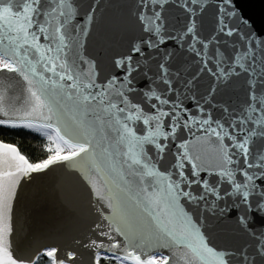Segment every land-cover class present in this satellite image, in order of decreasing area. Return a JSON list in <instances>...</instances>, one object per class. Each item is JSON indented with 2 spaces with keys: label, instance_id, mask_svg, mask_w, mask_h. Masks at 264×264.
Masks as SVG:
<instances>
[{
  "label": "snow or ice",
  "instance_id": "1",
  "mask_svg": "<svg viewBox=\"0 0 264 264\" xmlns=\"http://www.w3.org/2000/svg\"><path fill=\"white\" fill-rule=\"evenodd\" d=\"M97 16L99 42L106 49L127 37L133 24L139 30L127 54L113 57L114 74L104 82H98L97 61L81 54ZM237 17L242 27L233 25ZM81 64L91 70L80 71ZM5 72L23 79L28 97H18V106L8 109L0 96V126L47 129L55 133L44 134L56 146L48 147L51 155L43 162L30 163L16 147L0 142V264H38L39 256L14 254L9 239L21 180L69 162L93 180L97 199L105 200L95 174L108 168L106 175H121L109 166L112 133L125 148L129 175L139 179L146 195L129 208L120 195L124 187L111 178L118 191L107 197V207L118 225L113 231L128 247L111 232L100 231L107 245L102 239L83 245L92 264H169L170 257L154 250L174 245L190 250L199 264H233V257L239 264H264V147L255 146L264 141V26L256 29L234 0L216 5L207 0H108L106 6L92 0L83 15L77 0H0V73ZM205 76L211 78L207 86ZM204 87L207 92L200 95ZM238 87L245 98L237 108L220 109L219 117L200 103ZM193 125L214 138L215 171L195 162L199 157L190 154L186 141L176 143ZM170 143L177 152L173 170L165 172L153 153L162 160ZM202 171L215 176V182L202 178ZM209 197L214 212L234 219L249 238L239 251L210 245L204 222L181 203L200 208ZM149 248L152 254L145 250ZM58 252L56 247L45 250L46 264H77L76 252Z\"/></svg>",
  "mask_w": 264,
  "mask_h": 264
},
{
  "label": "water",
  "instance_id": "2",
  "mask_svg": "<svg viewBox=\"0 0 264 264\" xmlns=\"http://www.w3.org/2000/svg\"><path fill=\"white\" fill-rule=\"evenodd\" d=\"M77 2L80 4L81 15L92 4V0H77ZM218 2L219 0H207V3L212 5H216ZM234 2L241 15L255 25L256 29L264 26V0H234ZM97 3L106 6L108 0H97ZM100 12L106 14L105 8H101ZM211 19L209 14L206 21L210 22ZM238 19L239 17L232 23L234 26L242 27L236 23ZM101 31V19L100 16H97L92 32L85 39V46L81 49V54L85 59L97 61L98 82H104L106 78L114 74L113 57L121 53L127 54L131 41L139 36V30L133 24L127 37L106 49L99 42ZM247 31L248 29H244V33ZM42 43L47 44L48 41L42 40ZM79 70L84 72L91 69L87 65L81 64ZM210 82L211 78L205 76V86ZM206 92L207 87H204L200 90V95H204ZM0 96L4 98V107L11 109L14 105L18 106V97L23 99L28 97L25 82L17 74L0 73ZM244 98V89L238 87L235 90L229 89L224 93L217 94L214 99L207 96V102L201 100L200 103L214 117H219L220 109L225 106L237 108ZM66 103L71 107V101H66ZM185 103H189V101H185ZM192 111L195 113L196 109L193 108ZM88 119L91 121L93 117L90 115ZM101 134H103V129L98 133V138ZM213 139L204 132L197 131L196 126L193 125L191 131L180 133L176 143L186 141L190 154L199 157L195 162L212 172L216 170L215 166L218 163V155L212 144ZM110 142L112 146L109 151L113 155L109 158V166L115 167L121 175L117 176L116 172L106 175L105 172L109 171L108 168L105 169V172L95 174L96 187L101 195L105 196L103 201L97 199L93 180L87 178L78 167L71 166L69 162L57 163L41 173H33L31 179L21 180L17 188L16 199L13 202V234L9 237L14 254L41 257L45 250L56 247L62 253L76 252L78 254L77 264H92V256L83 245L93 239H102L107 245L109 241L98 236L100 231L111 232L121 242L122 247H128L126 239L113 231L118 225L113 221V209L107 207V197L118 191L116 185L111 182V178H115L117 183L124 187L125 191L120 195L129 208H132L137 198L143 202L146 193L141 192L142 185L139 179L129 175L130 170L124 162L125 157L123 156L125 148L116 144L114 133L110 136ZM108 144L109 141H105L104 146L108 147ZM255 146L257 148L264 147V141H257ZM176 152L177 148L170 143L162 160L157 159L153 153L157 167L165 172L172 171ZM201 175L202 178L207 177L210 182L214 183L216 180L215 176H208L207 172L202 171ZM123 177H127L128 183H125ZM112 203L115 206L116 201L113 200ZM181 203H184L185 210L193 214L194 218H199L204 222L203 231L209 238L210 245L217 249L229 248L239 251L244 244L249 243V238L240 230L234 219L222 218L214 212L211 206L213 203L211 197L207 204L202 202L200 208H194L193 205L184 201ZM215 203L219 206L222 202L215 201ZM105 216L108 218L107 220L104 219ZM97 224H100L101 228H96ZM145 250L150 254L153 252L150 248ZM154 251L158 256L170 257L169 264H186V261L194 260L190 250L182 246L174 245L171 248ZM61 252H58V255ZM136 252L143 257L139 248L136 249ZM194 264H199V261L194 260ZM233 264H239L235 257H233Z\"/></svg>",
  "mask_w": 264,
  "mask_h": 264
},
{
  "label": "trees",
  "instance_id": "3",
  "mask_svg": "<svg viewBox=\"0 0 264 264\" xmlns=\"http://www.w3.org/2000/svg\"><path fill=\"white\" fill-rule=\"evenodd\" d=\"M45 132L52 133L47 129H41L37 132L32 129H7L0 126V141L17 147L30 163H40L51 155L47 151L49 140L47 135L44 134ZM52 134L55 136V133ZM66 153L65 150L63 154ZM101 264H114V262L102 261Z\"/></svg>",
  "mask_w": 264,
  "mask_h": 264
},
{
  "label": "rangeland",
  "instance_id": "4",
  "mask_svg": "<svg viewBox=\"0 0 264 264\" xmlns=\"http://www.w3.org/2000/svg\"><path fill=\"white\" fill-rule=\"evenodd\" d=\"M48 134L53 136L52 133H48ZM57 143H58V142H57ZM49 146L55 148L56 144H55V143H52V142L49 141V143H48V145H47V149H48ZM65 150L67 151V149H65ZM38 264H46L43 255H42L41 257H39Z\"/></svg>",
  "mask_w": 264,
  "mask_h": 264
}]
</instances>
